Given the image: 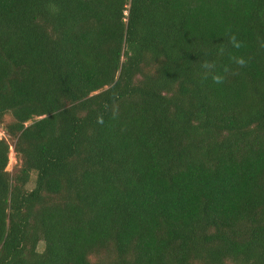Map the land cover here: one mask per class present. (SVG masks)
Listing matches in <instances>:
<instances>
[{
    "label": "trees",
    "instance_id": "trees-1",
    "mask_svg": "<svg viewBox=\"0 0 264 264\" xmlns=\"http://www.w3.org/2000/svg\"><path fill=\"white\" fill-rule=\"evenodd\" d=\"M0 126V264H264V0H0Z\"/></svg>",
    "mask_w": 264,
    "mask_h": 264
},
{
    "label": "rangeland",
    "instance_id": "rangeland-1",
    "mask_svg": "<svg viewBox=\"0 0 264 264\" xmlns=\"http://www.w3.org/2000/svg\"><path fill=\"white\" fill-rule=\"evenodd\" d=\"M0 135L2 136V138L5 136V132H4V129L3 127L0 126ZM6 137V136H5ZM16 165V159H15V154L12 152L11 150V153H10V156H9V166H8V170L9 171H12L13 170V167Z\"/></svg>",
    "mask_w": 264,
    "mask_h": 264
},
{
    "label": "built area",
    "instance_id": "built-area-1",
    "mask_svg": "<svg viewBox=\"0 0 264 264\" xmlns=\"http://www.w3.org/2000/svg\"><path fill=\"white\" fill-rule=\"evenodd\" d=\"M0 139H2V136L0 135Z\"/></svg>",
    "mask_w": 264,
    "mask_h": 264
}]
</instances>
